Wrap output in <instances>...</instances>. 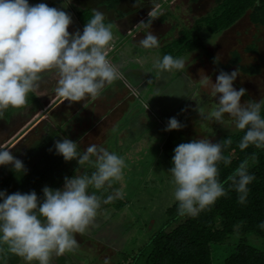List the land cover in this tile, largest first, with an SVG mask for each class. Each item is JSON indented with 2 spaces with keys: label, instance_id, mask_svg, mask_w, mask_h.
<instances>
[{
  "label": "clouds",
  "instance_id": "obj_1",
  "mask_svg": "<svg viewBox=\"0 0 264 264\" xmlns=\"http://www.w3.org/2000/svg\"><path fill=\"white\" fill-rule=\"evenodd\" d=\"M160 7L158 0H152L150 19L138 25L150 26L152 19L158 17ZM72 23L69 13L44 2L0 0V115L9 107L24 106L43 74L52 69L58 75L56 94L70 102L95 98L106 85L123 79L120 68L108 59L113 32L111 23L105 22V14L93 9L82 32L70 33ZM139 45L152 49L159 46V40L148 31ZM154 66L161 71H180L185 61L165 54ZM237 76L236 70L231 73L221 70L215 82L206 74L200 77L202 86L211 85L210 95L218 102L208 114H204L199 102L197 110L206 119L221 124L228 114L235 127L244 131L238 143L241 151L250 145L264 149V98L242 103L241 97L247 90L234 87ZM184 126L176 117H171L165 131ZM231 143L230 137L215 143L209 138H197L174 148L173 166L168 172L175 185L173 197L180 216L196 217L214 205L227 195V182H230L228 188L237 192L238 202H247L248 186L256 178L248 170V158L239 163L226 181L218 179V165L231 164V158L224 155V149ZM54 149L65 161L75 159L81 169L91 164L95 170L89 174L87 170L77 169L74 176L64 178L62 189L44 186L42 197L35 190L11 194L0 190V245H6L8 253L21 257L26 264H51L53 255L73 251L78 246L74 234L84 233L94 223L102 204L124 197L122 187H113L114 182H123L127 165L122 156L97 144L80 151L78 143L67 137L56 140ZM9 164L15 172L27 171L10 148L0 145V166ZM90 188L108 194L98 195L97 191H89ZM258 227L264 229V221ZM103 264H109V259L105 258Z\"/></svg>",
  "mask_w": 264,
  "mask_h": 264
},
{
  "label": "rangeland",
  "instance_id": "obj_2",
  "mask_svg": "<svg viewBox=\"0 0 264 264\" xmlns=\"http://www.w3.org/2000/svg\"><path fill=\"white\" fill-rule=\"evenodd\" d=\"M40 2L69 13L73 20L68 29L71 33L78 29L83 30L76 12L80 8L84 9L86 6L92 7V5L100 4L103 0H29L30 4ZM158 2L161 6L158 17L152 19L150 26H140L139 30L134 32L131 30H134L133 27H136L137 23H131L129 18L122 20L117 11H108L103 6L97 8L105 14L106 20L115 22H111L114 37L116 33L119 37H124L122 47L124 54L112 53L110 56L119 62L131 60L124 64V69H120L123 73V79L120 82L133 88L137 94V103L135 101L131 103L133 109L124 113L122 107L119 108V112L111 111L110 118L98 128L93 129L85 121L84 116L80 117L79 114L82 112L76 115L79 110L78 106H66L67 104L63 103L50 106L45 114L37 113L38 107L44 106L54 96H58L55 92L57 80H53L57 79L58 75L56 70L52 69L46 72L49 77L45 78L44 74L46 73L43 74V79L38 83L36 90L29 93L24 106L9 107L3 111V115H0V145L10 148L14 157L22 161L25 153L29 154L33 148L38 146V150L34 151L37 155H33L37 157L32 159V154H29L23 162L27 171L35 165L40 155L52 149V153L49 154L45 162L37 161V170L33 172L36 175L42 174V166L50 163L58 155L54 149L55 141L66 137L73 140V125L81 121L82 125L87 128H77L78 132L80 135H86L89 132V135L78 142V150L83 151L88 145L97 144L125 159L127 167L124 169L123 182H114L113 187H122L124 196L129 199V206L124 211L117 212L115 216L112 207L102 208L101 216L98 214L96 217L98 219H95L84 233L74 234L78 246L64 255H53L51 264H103L105 258L109 259V264H117L122 261L124 253L138 248L141 242L149 237L152 230L162 226L167 208L176 202L173 197L175 185L168 172L172 166L163 153L167 138L173 135L183 143L197 138H209L215 143L224 134L238 130L228 114H225L224 122L221 124L214 119H206L197 110L199 102L204 114H208L215 107V102H218L210 95L211 85L202 86L199 79L206 74L215 82L220 68L206 55H201V51L192 52L189 57H184L185 66L180 71H161L154 66L165 54L176 57V46L180 43V30L183 26L192 28L196 20L215 5L216 0H158ZM134 6L144 8L141 20L147 22L150 19L148 12L152 8V0H138V2L132 0L122 5L120 10L122 12L130 11ZM163 15H166L164 21L161 20ZM148 31L158 37V47L145 49L139 45V40ZM122 33L125 35L123 36ZM130 33L132 36L129 35ZM134 37H136L135 40ZM113 39L111 44L115 42V38ZM117 39L119 40V38ZM254 41H258L261 52L264 54V32L256 30L248 17L245 16L230 29L209 39L208 48L222 62H227L233 49H245ZM112 47L114 46L112 45ZM255 56L257 55L252 57ZM243 61H247L245 56ZM115 65L118 67L117 64ZM233 70L238 71L235 67L231 72ZM139 84H143L142 88L144 89L138 87ZM234 87L237 89L243 87L247 90L246 94L241 97L242 103L247 100L258 101L264 97V72L257 77L244 76L238 72ZM105 97L109 98L107 94ZM171 117H176L185 126L179 130L165 131L167 121ZM54 125L53 131L59 132L54 136L51 134V137H47L49 141L47 143V140H43L44 135L47 132L51 133L52 130L46 132L45 129ZM18 129H20L18 136L8 137ZM74 132H76L75 129ZM38 140L42 141L39 143ZM77 166L78 162L74 159L70 164H64L61 167V172L69 173ZM3 167L4 173L14 170L10 164L3 165ZM86 168L85 170L88 172L95 170L91 164H86ZM59 170V166L51 170L48 181L44 180L42 182L44 185L41 184L33 189L38 197L43 196L44 186L53 189L63 188L64 181L60 185L59 181L54 182L53 180L56 173L55 181L60 180ZM26 172H19L14 183L17 180H22ZM36 175L27 177L24 182L26 183L29 179L31 181L32 177ZM62 179H64L63 176ZM11 184L13 185V183ZM29 186L32 187V184ZM93 190L97 191L98 195L108 194L103 190L92 188L89 191ZM30 191H32L31 188L22 193ZM108 191L110 192L111 189ZM109 214L110 217H108ZM6 248V245H0V264H16V262L26 264L21 257L8 253ZM129 262L130 260L126 264Z\"/></svg>",
  "mask_w": 264,
  "mask_h": 264
},
{
  "label": "trees",
  "instance_id": "obj_3",
  "mask_svg": "<svg viewBox=\"0 0 264 264\" xmlns=\"http://www.w3.org/2000/svg\"><path fill=\"white\" fill-rule=\"evenodd\" d=\"M123 1L103 0L102 3L92 5V7L80 8L76 12V16L83 28L93 15V9L100 6L105 7L108 11H117L120 13V18H123L125 13L118 8ZM245 16L248 17L256 30L264 32V0H260L259 4L256 3V0H216L215 5L205 15L197 19L192 28L183 26L180 30V43L176 46V57H189L192 52L201 51V55H206L220 68L219 71L231 73L232 68L235 67L244 76L262 75L264 54L261 52L258 41H254L253 44L242 50L240 48L233 49L227 62H222L208 48L209 39L230 29ZM165 19L166 15H163L161 20ZM105 22L115 23L106 20V18ZM253 55L257 56L252 57ZM244 56L246 62L243 61ZM262 115H264V109H262ZM243 135L244 131L238 129L224 134L219 139L218 142H221L230 137L232 143L224 149V155L231 158V164L225 166L221 162L218 165V179L226 181V178L239 163L248 158V170L256 178L248 186L250 192L247 202L244 204L238 202L237 192L228 188L230 182L225 183L227 195L219 198L214 205L196 217L180 216L177 212V202H175L173 206L167 208L162 226L152 230L149 237L142 241L138 248L136 247L137 249L124 253L123 260L117 264H126L129 260L128 264H264V229L258 227L260 222L264 221V149L250 145L241 151L238 143ZM180 143L183 142H179V139L172 135L167 138L164 145L163 153L171 166H173V150ZM36 150H38V146L34 148V151ZM50 153L52 152L47 150L39 162H45ZM252 154H255L254 160ZM66 163L70 164L71 161H65L63 156L59 155L50 163L43 165V173L32 179V186L43 184L42 182L48 179L51 170L58 166L60 167L58 171L60 180L55 181L57 174L53 176V180L54 182L59 181L60 185L64 181L62 176L64 178L74 176L77 167L81 170L78 164L77 167L71 169L72 172L63 173L61 167ZM83 169H87L86 165L83 166ZM1 171L0 168V189L15 192L17 187L13 186L11 181L16 173L2 174L4 172ZM45 177L47 178L44 179ZM129 203V199L124 196L122 199H116L101 206V209L112 207L115 216L117 212L124 211ZM100 210L98 216H101L102 211L100 212ZM110 214L112 215V213Z\"/></svg>",
  "mask_w": 264,
  "mask_h": 264
},
{
  "label": "crops",
  "instance_id": "obj_4",
  "mask_svg": "<svg viewBox=\"0 0 264 264\" xmlns=\"http://www.w3.org/2000/svg\"><path fill=\"white\" fill-rule=\"evenodd\" d=\"M130 1H132V0H124L123 2H121L119 4V6H118L119 10L122 7V5H124L125 3L127 4V2H130ZM143 9L144 8H141L140 6H138V7L137 6H134V7H132V9L130 11H125L124 12L126 15L123 18L124 19L129 18V20L131 21V23H133V24H136V23L139 24L140 23L139 21H142L141 19L143 18L142 16L144 15L143 14ZM123 18H122V20H123ZM135 20H137V21L134 22ZM140 26L142 27V25H137L136 26L137 28L134 26L133 27L134 30H131V31L132 32H134L135 30L138 31ZM122 34H123V36L125 35L124 33H122ZM131 34L132 33H130L129 35H131ZM142 34H144V33H142ZM129 35H127V36H129ZM113 38H115V42L113 44H111V47L108 48V49H110V50H108V59L113 64H117L120 69H124V64L127 63V62H129V61H131V60H129V61L122 60V61L119 62V61H116V59H114V57L112 58L110 56V54H112V53H114V54H119V53L124 54L123 53V49H122L123 43H124V37L121 38L116 33V36L114 37V35H113ZM117 38H119V40ZM135 38L136 37H134V40H135ZM112 45L114 47H112ZM44 75H45V78L46 77H49L48 76V73H46ZM57 79H53V80H57ZM139 86H140L141 89H144V88H142V86H144L143 84L142 85L139 84L138 87ZM157 91H158V89L156 90V92ZM43 93H44V95H46L45 92H43ZM105 94H107L109 98H106L105 97ZM137 99H138L137 94H136V92L134 91L133 88H129L128 85L126 86V84H121L120 80H117V81L113 82L110 85H106L105 88L101 91L100 95H98L97 97H95V98L86 97L85 99H83L81 101H77V102H70L68 100H65V98H63V97L54 96V98H52L47 104H44V101H45V96H44V100H43L44 106L38 107L36 109V111H37V113L38 112H42L43 114H45L46 111L48 112V109L50 108V106H55V105H59V104L62 105L63 103L64 104H67L66 106H78L79 110H78V112H77L76 115H78L80 112H82V113L79 114L80 117L81 116H84L85 117V121H87L88 124H89V126H90V128L93 129V128H98L106 120H108V118H110L111 111L112 112L113 111L116 112V111L119 110V108L122 107L123 108L122 110H123V113H124L126 111H129V110L133 109L132 108L133 105H131V103H133L134 101L137 103ZM37 106H38V104H37ZM136 117L138 118V116H136ZM109 121H112V120L109 119ZM74 125H73V131H72L73 140H74V142H77L78 143L86 135H89V132H87L86 135H80V132H78L77 128L79 129L80 127H85V126L82 125V121L79 122V123H76ZM105 125H106V123H105ZM56 127H58V126H56ZM85 128H87V127H85ZM54 129H55V125L52 126V127H47V129H45L46 132H47V130L48 131H51L52 130L51 133L50 132L49 133L47 132L44 135L45 137L43 138V140L44 141L47 140V143L49 142L48 139H47V137H51L50 136L51 134H52V136H54L57 133V130L53 131ZM74 129H75L76 132H74ZM19 131H20V129H18L17 131L13 132L8 137H13L14 138L15 136H18L20 134ZM38 141L40 143L42 140H38ZM46 153H47V151H45L42 155L39 156V159L36 160L35 165L33 167H31L26 172V174L24 175V177L22 178V180H20V181L17 180L14 183V181L16 180V176H17V174L19 172H15L14 170L8 172V173H14V172L16 173L15 176H14V178L12 179L11 183H13V186L17 187L16 188L17 191L23 192L25 190H30V188H31V190H33L35 187L37 188V186H35V187H33V186L30 187L29 186V184H32V183H30L32 181V179H31V181H30V179L27 180L26 183L24 182V180H26L27 177H30L32 175H36V173H33V172H35L37 170V166H38L37 165V161H39L40 159H42ZM29 154H32V159H34V158L37 157V156L36 157L33 156V155H37L36 152H34V148H33V150ZM29 154H26L25 153V156L23 157L24 160H22V162H25V158H27V156ZM57 157H58V155L56 157H54V158H57ZM0 168H1V170L4 169L3 166H0ZM8 173H4V174H8ZM37 175H39V174H37ZM36 176H34L32 178H35ZM16 264H19V262H16Z\"/></svg>",
  "mask_w": 264,
  "mask_h": 264
}]
</instances>
